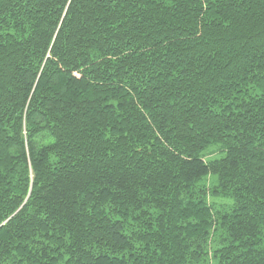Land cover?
Here are the masks:
<instances>
[{
	"label": "trees",
	"instance_id": "obj_1",
	"mask_svg": "<svg viewBox=\"0 0 264 264\" xmlns=\"http://www.w3.org/2000/svg\"><path fill=\"white\" fill-rule=\"evenodd\" d=\"M0 264H264V0H0Z\"/></svg>",
	"mask_w": 264,
	"mask_h": 264
},
{
	"label": "rangeland",
	"instance_id": "obj_2",
	"mask_svg": "<svg viewBox=\"0 0 264 264\" xmlns=\"http://www.w3.org/2000/svg\"><path fill=\"white\" fill-rule=\"evenodd\" d=\"M215 154V153H214Z\"/></svg>",
	"mask_w": 264,
	"mask_h": 264
}]
</instances>
